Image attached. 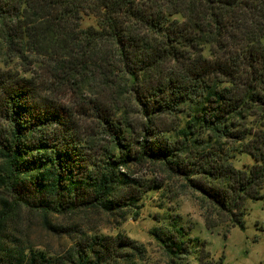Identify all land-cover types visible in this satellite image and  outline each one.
I'll use <instances>...</instances> for the list:
<instances>
[{
    "label": "trees",
    "instance_id": "1",
    "mask_svg": "<svg viewBox=\"0 0 264 264\" xmlns=\"http://www.w3.org/2000/svg\"><path fill=\"white\" fill-rule=\"evenodd\" d=\"M188 191L229 227L264 200V0H0V264H140L136 240L49 216L119 225ZM34 216L68 242L29 241ZM152 235L223 264L180 216Z\"/></svg>",
    "mask_w": 264,
    "mask_h": 264
},
{
    "label": "rangeland",
    "instance_id": "2",
    "mask_svg": "<svg viewBox=\"0 0 264 264\" xmlns=\"http://www.w3.org/2000/svg\"><path fill=\"white\" fill-rule=\"evenodd\" d=\"M245 161L250 162V159ZM246 207L243 228L229 227L227 223L218 221L216 213L201 201L200 195L190 191L176 195L168 202L162 199L160 193H155L137 221L128 219L119 225L112 217L90 211L49 216V221L54 225L81 226L91 234H124L145 249V257L140 264H176L152 234H162L170 227L172 219L180 216L183 231L198 238L199 252L207 251L215 258L222 257L223 264H264V200L248 202ZM217 221L215 227L210 226ZM22 228L35 245L59 250L68 242L47 232L38 216L31 217L29 222L24 221ZM178 264L197 262L193 256L186 255Z\"/></svg>",
    "mask_w": 264,
    "mask_h": 264
}]
</instances>
